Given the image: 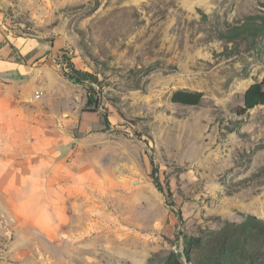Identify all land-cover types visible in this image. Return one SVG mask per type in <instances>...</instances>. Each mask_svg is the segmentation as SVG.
Here are the masks:
<instances>
[{"label": "rangeland", "instance_id": "rangeland-1", "mask_svg": "<svg viewBox=\"0 0 264 264\" xmlns=\"http://www.w3.org/2000/svg\"><path fill=\"white\" fill-rule=\"evenodd\" d=\"M263 14L264 0H0L4 52L64 95V162L80 179L68 196L0 185V264L237 256L264 225V105L236 114L264 76V33L236 28ZM70 67L88 76L73 83ZM175 90L203 97L174 104Z\"/></svg>", "mask_w": 264, "mask_h": 264}, {"label": "crops", "instance_id": "crops-1", "mask_svg": "<svg viewBox=\"0 0 264 264\" xmlns=\"http://www.w3.org/2000/svg\"><path fill=\"white\" fill-rule=\"evenodd\" d=\"M4 51L0 45V185H64L68 196L80 179L64 162V109L57 105L64 95L48 71Z\"/></svg>", "mask_w": 264, "mask_h": 264}, {"label": "trees", "instance_id": "trees-1", "mask_svg": "<svg viewBox=\"0 0 264 264\" xmlns=\"http://www.w3.org/2000/svg\"><path fill=\"white\" fill-rule=\"evenodd\" d=\"M251 20L256 22L248 21L246 24L236 28L240 34H252L262 35L264 33V14L250 17ZM88 76L86 73L78 71L73 67H70V72L67 73L66 77L73 83H80L83 81V76ZM203 94L201 92H191L187 90H175L172 92L170 100L174 104L184 106H195L198 105L202 100ZM89 103V100L86 101ZM264 105V76L260 81L250 84L243 94V105L236 111L237 115H243L248 110L258 106ZM156 169L152 170L151 177L153 183L156 185ZM252 221L259 222L253 217H250ZM252 224V223H250ZM241 228L242 231L249 229V224ZM253 225V224H252ZM248 226V227H247ZM258 233H253V238L246 242L245 245L239 249L238 255L235 257H228L227 260L222 259L221 255L216 258L214 264H264V225L255 227ZM224 261V263H223Z\"/></svg>", "mask_w": 264, "mask_h": 264}, {"label": "bare ground", "instance_id": "bare-ground-1", "mask_svg": "<svg viewBox=\"0 0 264 264\" xmlns=\"http://www.w3.org/2000/svg\"><path fill=\"white\" fill-rule=\"evenodd\" d=\"M254 212H251L252 214H255L256 216H259V217H263V215L261 214L262 212H260L259 210H253ZM263 211V210H262Z\"/></svg>", "mask_w": 264, "mask_h": 264}, {"label": "built area", "instance_id": "built-area-1", "mask_svg": "<svg viewBox=\"0 0 264 264\" xmlns=\"http://www.w3.org/2000/svg\"><path fill=\"white\" fill-rule=\"evenodd\" d=\"M41 94H42V92L38 90L35 92V97L38 98Z\"/></svg>", "mask_w": 264, "mask_h": 264}]
</instances>
